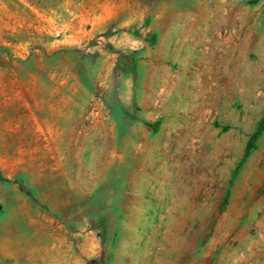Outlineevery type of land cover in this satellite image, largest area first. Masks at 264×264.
Listing matches in <instances>:
<instances>
[{"label":"rangeland","instance_id":"1","mask_svg":"<svg viewBox=\"0 0 264 264\" xmlns=\"http://www.w3.org/2000/svg\"><path fill=\"white\" fill-rule=\"evenodd\" d=\"M2 68L0 264H264V0H0Z\"/></svg>","mask_w":264,"mask_h":264},{"label":"crops","instance_id":"2","mask_svg":"<svg viewBox=\"0 0 264 264\" xmlns=\"http://www.w3.org/2000/svg\"><path fill=\"white\" fill-rule=\"evenodd\" d=\"M36 77L35 73L30 74V78L26 81V79L22 77V73L18 74L8 69H0V93L5 96L4 104H0V115H7L12 108H16L20 109L18 112L20 114L22 113L21 115L28 116V121L31 120V118L36 121ZM14 86H16V89ZM12 89L15 90L16 97L20 99L19 101L13 102ZM25 93L28 94L27 98L25 97ZM7 95L9 96V100H6ZM0 119L5 120V117H0ZM20 119H22V116H20Z\"/></svg>","mask_w":264,"mask_h":264},{"label":"trees","instance_id":"3","mask_svg":"<svg viewBox=\"0 0 264 264\" xmlns=\"http://www.w3.org/2000/svg\"><path fill=\"white\" fill-rule=\"evenodd\" d=\"M250 147H251V144H249L248 148H250Z\"/></svg>","mask_w":264,"mask_h":264}]
</instances>
